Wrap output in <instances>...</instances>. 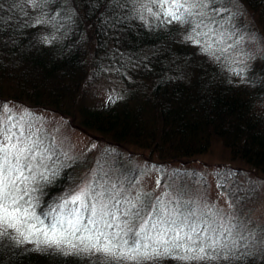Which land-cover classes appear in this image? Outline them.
<instances>
[{
    "label": "trees",
    "instance_id": "1",
    "mask_svg": "<svg viewBox=\"0 0 264 264\" xmlns=\"http://www.w3.org/2000/svg\"><path fill=\"white\" fill-rule=\"evenodd\" d=\"M210 7L219 10L212 14L218 23L206 38L199 33L207 29L195 28L199 16L170 22L151 0H0V124L9 125L12 104L49 110L115 146V156L101 161L96 149L73 155L50 135L33 134L46 158L28 173L35 176L28 187L44 227L79 208V202L62 205L85 188L102 193L121 223L136 211L143 218L157 210L192 211L193 220L211 222L218 212L199 208L204 191L196 185L197 172L185 166L217 142L264 175V0H215ZM208 44L214 55L202 51ZM128 145L158 155L164 163L155 167L161 171L183 164L173 169L177 183L165 189L170 197L163 191L131 193L153 166L124 161L119 153ZM227 169L214 172L218 181L234 179L236 170ZM89 217L84 212L82 223ZM141 222L134 219L133 227ZM231 224L233 236L247 237L242 243L248 247L240 251L250 254L240 259L170 257L141 264H264V225ZM19 241L11 229L0 237V264H104L100 253L65 254Z\"/></svg>",
    "mask_w": 264,
    "mask_h": 264
},
{
    "label": "snow or ice",
    "instance_id": "2",
    "mask_svg": "<svg viewBox=\"0 0 264 264\" xmlns=\"http://www.w3.org/2000/svg\"><path fill=\"white\" fill-rule=\"evenodd\" d=\"M39 4L42 0H28ZM164 9V15L169 21L191 22L194 15L200 20L195 24L197 29H207L199 35L209 37L211 25L218 23L212 14L219 15V10L211 8L215 0H151ZM195 10V11H193ZM207 21V23L205 22ZM223 35V33H220ZM196 46L201 40L194 35L186 37ZM202 51L214 55L211 44ZM7 108V105H3ZM15 129V131H13ZM31 131L25 132L18 123L8 126L0 124V237L7 235L8 230L15 231L20 237L19 242L35 243L38 247L44 245L72 252L100 253L104 256V264L113 261H128L131 264H141L143 261H155L164 258H176L183 261H208L219 259H240L249 252L240 249L248 245L242 243L247 237L233 236L230 221L223 218L218 223L193 220L195 213L187 215L169 212L167 215L154 211V215L140 217V212L131 213V208L123 215L131 213L133 219L118 222L115 212L102 198V193H95L92 188H85L65 201L80 207L70 209L49 226L44 227V221L35 213L28 185L35 176L34 170L41 166L46 158L41 151V143L32 139ZM43 176V173H41ZM23 185V187H21ZM28 197V199H25ZM86 200L90 202H86ZM116 201V204H119ZM132 208L135 205L131 206ZM89 212L87 223H82L83 213ZM134 219L142 222L133 228ZM39 225V227H37ZM113 227L119 231L109 232ZM81 233V235H77ZM203 233V235H202ZM229 237H231L229 239Z\"/></svg>",
    "mask_w": 264,
    "mask_h": 264
},
{
    "label": "rangeland",
    "instance_id": "3",
    "mask_svg": "<svg viewBox=\"0 0 264 264\" xmlns=\"http://www.w3.org/2000/svg\"><path fill=\"white\" fill-rule=\"evenodd\" d=\"M9 110L13 115L12 119H9L12 121L9 122L8 120L9 124L18 123L26 133L28 131L33 134L44 132L51 136L56 145L61 146L73 155L78 153L80 156H84L96 149L102 152L98 154V159L101 161L115 156V146L109 140H105L102 135L97 133L86 131L78 122L49 110L33 111L31 108L16 104H12ZM119 154L123 155L122 159L124 161L128 159L136 168L153 166L152 172L147 173L144 178H140L136 182L135 190L131 192L133 195L143 191L153 192L156 196L158 191H163L164 198L170 197V193L165 189L166 187L169 189L177 183V178L173 176V169L181 168L183 164L174 163L161 171L158 167H155L157 164L164 163L158 155L130 145L122 148ZM186 167L188 171L190 169L195 173L197 172L198 182L196 185L202 187L204 191V195L200 197V199H203L197 202L199 208H204L207 212L216 209L218 222L223 218L225 222L246 221L250 223V227L264 225V175L239 158L233 157L223 144L217 142L208 154L188 159ZM227 168L236 170L234 179L227 182L218 181L215 177L216 171L220 173L223 169L228 170ZM87 177L84 178L83 185L88 183ZM252 185H255V188H251ZM198 195L200 194H196V196ZM204 200L208 206L204 204ZM212 218L217 219L215 215ZM100 256L102 258L103 255Z\"/></svg>",
    "mask_w": 264,
    "mask_h": 264
}]
</instances>
